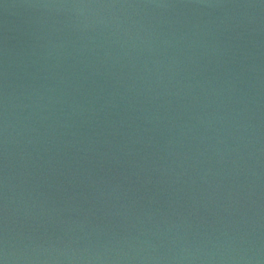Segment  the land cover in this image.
Segmentation results:
<instances>
[{"label": "water", "instance_id": "obj_1", "mask_svg": "<svg viewBox=\"0 0 264 264\" xmlns=\"http://www.w3.org/2000/svg\"><path fill=\"white\" fill-rule=\"evenodd\" d=\"M0 264H264V0H0Z\"/></svg>", "mask_w": 264, "mask_h": 264}]
</instances>
